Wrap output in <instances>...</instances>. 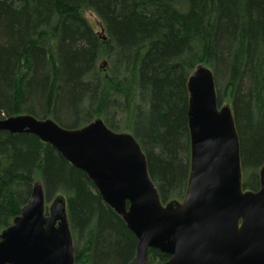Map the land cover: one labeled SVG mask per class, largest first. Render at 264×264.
I'll list each match as a JSON object with an SVG mask.
<instances>
[{"label": "trees", "instance_id": "16d2710c", "mask_svg": "<svg viewBox=\"0 0 264 264\" xmlns=\"http://www.w3.org/2000/svg\"><path fill=\"white\" fill-rule=\"evenodd\" d=\"M95 13V31L85 11ZM215 76L229 103L243 186L264 165V0H0V118L31 114L75 129L101 118L131 133L163 202H182L191 167L188 80ZM62 193L74 264H129L138 239L87 174L32 133L0 130V232L36 179ZM169 258L150 249L146 264Z\"/></svg>", "mask_w": 264, "mask_h": 264}, {"label": "water", "instance_id": "95a60500", "mask_svg": "<svg viewBox=\"0 0 264 264\" xmlns=\"http://www.w3.org/2000/svg\"><path fill=\"white\" fill-rule=\"evenodd\" d=\"M188 89L191 167L182 202H162L139 142L101 118L70 129L18 114L0 118V130L38 136L87 174L138 239L129 264H145L150 248L170 255L162 264H264V178L257 190L243 186L233 111L218 105L213 71L197 67ZM45 200L35 185L0 232V264H74L67 201L56 197L46 212Z\"/></svg>", "mask_w": 264, "mask_h": 264}, {"label": "rangeland", "instance_id": "374dc122", "mask_svg": "<svg viewBox=\"0 0 264 264\" xmlns=\"http://www.w3.org/2000/svg\"><path fill=\"white\" fill-rule=\"evenodd\" d=\"M85 16H86V17L89 19V21L92 23V25H93V27H94V29H95L96 32H98V33H102V32H103L102 22H101V20L99 19V17H98L95 13H93V12L90 11V10H87V11H85ZM225 105L230 106V104L227 103V102L224 103V104H222L221 106H225ZM263 170H264V165H262V166L260 167V169H259V172H260V174H261V178L263 177V175H262ZM38 184H41L39 178L36 179L34 185H38ZM56 197H61V198H63V199H66V197H65L64 195H62V193H58L57 195H55L54 197H52V198L49 199V200L46 199V200H45V210H46V211L50 210V207H51V205H52V202H53V200H54Z\"/></svg>", "mask_w": 264, "mask_h": 264}, {"label": "flooded vegetation", "instance_id": "af4514ba", "mask_svg": "<svg viewBox=\"0 0 264 264\" xmlns=\"http://www.w3.org/2000/svg\"><path fill=\"white\" fill-rule=\"evenodd\" d=\"M260 175H261V174H260ZM262 175H263V177L261 178V180L264 178V170H263ZM41 185H42V184H41ZM260 185H261V184H260ZM34 186H35V185H34ZM34 186H33V187H34ZM42 186H43V185H42ZM259 188H260V187H259ZM32 190H33V189H32ZM247 190H250V189H247ZM44 191H45V189H44ZM31 194H32V193H31ZM159 195H160V193H159ZM185 195H186V194H185ZM30 197H31V196H30ZM45 198H46V193H45ZM160 198H161V196H160ZM184 198H185V197H184ZM65 200H66V199H65ZM161 200H162V199H161ZM183 200H184V199H183ZM66 201H67V200H66ZM162 202H163V201H162ZM163 203H164V204H167V203H169V202H163ZM68 218H69V217H68ZM69 224H70V223H69ZM70 229H71V227H70ZM72 237H73V236H72ZM73 242H74V240H73ZM74 248H75V246H74ZM150 249H155V248H150ZM150 249H149V251H150ZM136 253H137V252H136ZM135 256H136V255H135ZM148 256H149V252H148ZM148 256H147V260H148ZM134 258H135V257H134ZM134 258H133V259H134ZM169 258H170V255H169ZM169 258H168V259H169ZM133 259H132V260H133ZM168 259H167V260H168ZM147 260H146V262H147ZM165 261H166V260H165ZM165 261H164V262H165ZM162 263H163V262H162ZM162 263H161V264H162ZM145 264H146V263H145Z\"/></svg>", "mask_w": 264, "mask_h": 264}]
</instances>
